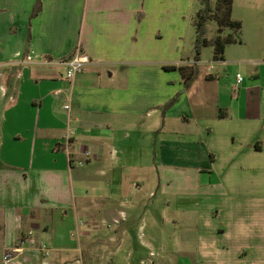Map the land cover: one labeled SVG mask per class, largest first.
Segmentation results:
<instances>
[{"label": "crops", "instance_id": "obj_1", "mask_svg": "<svg viewBox=\"0 0 264 264\" xmlns=\"http://www.w3.org/2000/svg\"><path fill=\"white\" fill-rule=\"evenodd\" d=\"M184 1L0 0V264L31 232L51 257L23 264L160 256L133 226L157 229L141 211L152 172L179 214L220 221L195 264H264V62L241 85L202 76ZM78 50L92 64L69 81L59 63Z\"/></svg>", "mask_w": 264, "mask_h": 264}, {"label": "rangeland", "instance_id": "obj_2", "mask_svg": "<svg viewBox=\"0 0 264 264\" xmlns=\"http://www.w3.org/2000/svg\"><path fill=\"white\" fill-rule=\"evenodd\" d=\"M212 3L216 6L217 0H212ZM201 9L203 6L199 0L184 1V25L189 32V41L194 38L195 33L193 19ZM232 17L234 20L243 23L241 34L243 44L228 46V57L232 62L230 65L223 66H221L220 61L214 60V47L212 45L204 47L199 55V73L202 76L209 72L219 73L223 78H230L236 77L239 72L246 82H253L254 75L260 72L261 67L259 65L264 62V0H234ZM207 30V37L213 40L218 35L217 21H210ZM227 33L228 30L223 35L225 36ZM194 53L197 56L196 51ZM200 81L203 82V79ZM150 174L152 180L147 185L149 195L145 199L141 211L143 212V209L150 210L149 214L150 212L153 214L157 229L150 228L151 222L148 219L146 221L139 214L138 219L133 222L137 238L140 234L147 235L151 232L150 234L154 237L152 243L154 249L160 254L153 260L157 259L160 264H195L193 254L199 244V234H211L205 231L204 225L206 229H210V225L220 226V221L210 220L208 223L198 224L196 216L192 219V215L179 214L175 210V197L159 191L157 172ZM136 175L137 177L141 176V174ZM189 202L190 200L187 198L183 200L185 204ZM167 206H169L170 211L163 215Z\"/></svg>", "mask_w": 264, "mask_h": 264}, {"label": "trees", "instance_id": "obj_3", "mask_svg": "<svg viewBox=\"0 0 264 264\" xmlns=\"http://www.w3.org/2000/svg\"><path fill=\"white\" fill-rule=\"evenodd\" d=\"M199 1L203 9L198 11L194 17V25L197 33L195 40L197 58H199L204 47L212 45L214 47V60L222 61L228 45L243 44L241 36L243 23L239 20H234L232 17L234 0H217L216 6L213 5L212 0ZM40 11L41 4L37 3L34 7L33 16L37 15ZM212 20H216L218 23V35L213 40H210L207 37V25ZM227 30L228 33L224 36L223 34ZM180 70L187 84L197 75L196 69L188 72L186 68L182 67ZM173 102L168 106H171Z\"/></svg>", "mask_w": 264, "mask_h": 264}, {"label": "built area", "instance_id": "obj_4", "mask_svg": "<svg viewBox=\"0 0 264 264\" xmlns=\"http://www.w3.org/2000/svg\"><path fill=\"white\" fill-rule=\"evenodd\" d=\"M34 57L32 54L28 55L26 59L23 61L25 63H32L34 61ZM59 64H63L66 67V78L69 81H73L75 77L82 73L86 67L92 64L91 57L82 52L81 50L76 51L74 56L70 58L68 61L60 62ZM237 84L241 85L244 82V77L242 74L236 75ZM63 90H57L56 95L62 94ZM69 108V106H66ZM87 156H90V153H86ZM79 165H84V162H79ZM33 233H29L27 238L21 239L17 244L10 247L3 256L4 264H23L26 260V253L28 249L31 251L32 256L41 258L42 260H48L51 257V248L47 243H38L32 237ZM151 258L155 256V253H151ZM149 258L148 260L142 261L141 264H155L153 258ZM73 264H84L82 259H78Z\"/></svg>", "mask_w": 264, "mask_h": 264}]
</instances>
